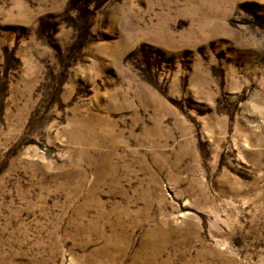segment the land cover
I'll list each match as a JSON object with an SVG mask.
<instances>
[{
	"label": "rangeland",
	"instance_id": "rangeland-1",
	"mask_svg": "<svg viewBox=\"0 0 264 264\" xmlns=\"http://www.w3.org/2000/svg\"><path fill=\"white\" fill-rule=\"evenodd\" d=\"M0 264H264V0H0Z\"/></svg>",
	"mask_w": 264,
	"mask_h": 264
}]
</instances>
